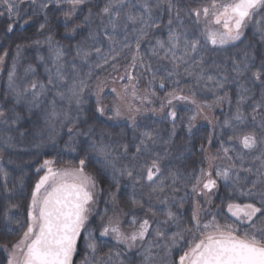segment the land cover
<instances>
[{
    "label": "snow or ice",
    "instance_id": "6c2138e0",
    "mask_svg": "<svg viewBox=\"0 0 264 264\" xmlns=\"http://www.w3.org/2000/svg\"><path fill=\"white\" fill-rule=\"evenodd\" d=\"M88 3L89 0H0V17L7 19V33L13 32L17 26L26 29L29 25L36 24L37 33L43 35L50 24L49 10L53 13L60 11L66 34H75L84 26L91 28L95 22L90 8L80 24L73 23ZM161 12L167 14V24L163 25L167 28V38L156 37L152 44L151 38L155 32L162 30L164 16ZM41 16L42 22L38 20ZM95 18L99 20L97 30L89 31L85 41L75 46L72 70L76 71L75 60L78 58L82 64L90 66L86 75L88 79H92L93 67H110L119 72L121 60H129V63L118 77L119 80H127V83L119 91L111 89L115 93L111 106L106 105L101 96L105 82L97 81L91 118H105L113 122L125 120L135 130L139 127L138 117L150 111L161 120L171 123V132L164 143L172 144L178 119L181 123L184 122L182 117H178L177 111L178 106L183 105L185 111L190 113L186 125L189 135L198 118L202 117L212 124V130L206 137H201L199 146L207 168L201 166L187 176L169 169L165 176L162 165L169 153L161 155L152 152L150 145L157 143L159 135L153 130L142 131L139 143L135 146L133 161L146 156L144 162L119 165L118 158L103 143L106 133L102 131L98 139H91L96 134L95 126H89L85 132H81L76 126L79 115L72 118L68 111L57 110L55 97H59L60 101L67 100L69 108L75 104L78 113H82L83 93L89 88L87 80L78 75L69 80L65 70L64 57L67 53L64 46L51 35L46 36L43 41L33 39L30 45L17 44L16 57L8 72L7 90L4 94L6 103L11 97L12 107L0 105V124H17L21 119L16 111L17 105L23 104L32 113L33 109H38L45 103L44 97L48 92H54L50 111L45 113L46 123L54 128L55 122L64 124L67 121L72 124L68 127L70 140H74L76 136H86L89 139L81 142L86 147L82 148L83 155L76 164L69 162L56 167L55 159L38 162L35 174L39 178L30 190L23 218L18 215L21 205L15 202L8 188L9 174L0 166V176L4 180L0 188L3 200L6 201L0 211V231L6 235L19 232V239L15 242L0 244V252L4 254L0 264H74L82 233L87 235L83 236L84 255L80 264H133L129 255L133 250L139 255L140 264H264V55L257 63L255 56H250L245 48L242 60L230 57L231 70L235 73L233 82L238 84V98L234 115L230 119L226 118L222 124L219 121L213 123L203 114L205 110L225 101L231 106L228 93L218 95L214 91L215 100L209 103L200 99L195 90L201 81L205 82V87H208V82H213L215 89H224L229 79L227 74L221 78L206 75L204 57L201 55L199 60L196 59V55L208 50V45L213 49L238 46L249 28L252 29L253 36L264 44V0H190L183 8L177 7L174 0H105L102 7H98ZM69 24L73 26L69 28ZM129 29L132 39L129 38ZM121 34L122 38L118 39ZM88 41L92 43L88 44ZM104 41H107V51H104ZM145 42L150 44L149 60L153 57L167 60L171 68L157 65L154 69L151 62L146 63L141 54V47ZM41 44L47 45L52 64L51 68L45 64L47 83L38 80L18 83L16 63L23 48H39ZM7 54L5 51L4 55H0V64L4 63ZM93 56L96 57L94 65L90 63ZM38 60L45 63L43 56H38ZM182 66L185 74L194 76L196 83L193 88H188L186 92L187 86L182 87L180 79H173L171 82L174 86L171 90L166 91L163 97L157 96L152 86L158 74L164 73L159 75V88L164 89L166 81L181 75L179 69ZM194 67L200 69L199 73H193ZM25 73L35 74V69L29 65ZM145 73H150L151 76L148 88L140 94V77ZM246 75L248 84L252 87L239 83ZM116 79L113 78V83H116ZM256 85H259L260 90L258 100L253 90ZM248 101L252 102L251 130H246L248 117L242 111V106ZM157 102L158 107H145V103ZM258 116V126L261 129L259 136L255 130ZM217 125L221 130L231 131L227 141L222 139L223 131L220 137H216ZM214 138L219 142L216 152L211 151ZM11 139L9 136L3 140L0 152L14 147L10 143ZM232 141L235 144H231ZM123 147L126 156L128 146ZM66 148L70 152L77 151L74 142L67 144ZM91 154L95 155L96 174L86 171L93 163ZM247 157H251L250 162ZM2 159L0 155V160ZM218 161H226V164L221 165ZM97 174H110L116 192L120 190L121 178L127 176L133 189L130 204L141 209L145 205L136 198V188L147 186L151 190L148 194L147 212L151 213L153 220L138 219L133 214L129 230L122 227L120 212L123 209H120L116 192H107L113 214L100 217L99 237L114 241L111 247H108L107 240L98 239L93 230L87 227L98 198L105 191L98 186ZM168 179L171 180L174 193L181 191L176 185L182 182L184 195L179 198L175 195L170 198L156 197V203L163 205L156 208L152 203L153 194L163 192ZM220 181L223 182L225 194L221 197L220 204L215 206V211H209L204 205L213 204V197L220 192ZM189 200L192 204L191 216L185 224L181 220L183 213L179 210ZM174 208L177 210L174 211ZM105 212L107 213V209ZM160 214L165 217L162 221L158 219ZM221 215L225 216V223H220L217 219ZM206 216L211 218L205 219ZM153 223L156 225L154 228ZM169 225L177 229L171 235L168 234ZM181 242L186 247L182 248ZM105 247H108L107 252L102 251ZM174 252L176 255H173Z\"/></svg>",
    "mask_w": 264,
    "mask_h": 264
},
{
    "label": "trees",
    "instance_id": "16d2710c",
    "mask_svg": "<svg viewBox=\"0 0 264 264\" xmlns=\"http://www.w3.org/2000/svg\"><path fill=\"white\" fill-rule=\"evenodd\" d=\"M104 2L105 0H89V3L82 8L73 23L80 24L84 17L88 15L90 8L95 22L91 25V28L84 26L75 34H66L63 24L62 12L60 11L53 13L51 10H49L50 24L49 28L45 30L43 35H39L37 33L36 24L29 25L26 29L17 26L13 32L7 33V19L0 17V55H4L5 51L8 53L5 57L4 63L0 64L2 65L0 76V105L4 106L5 108L12 107L11 97H9L8 102L6 103L4 100V94L7 90L8 72L11 70L14 58L16 57V45H30L33 39L38 38L43 41L46 36L51 35L56 41L63 45L66 50L67 54L64 57V60L65 70L68 74L69 80L73 76L78 75L79 78L87 80L89 85V88H86L83 93L84 103L81 105L83 108L82 113H78L75 104L69 108L67 100L60 101L59 97H55L57 101V110L68 111L70 117L72 118H75L77 115H79L76 126L81 132H85L89 126H95L96 134L95 136L91 137V139H98L102 131L106 133L103 138V143L107 145L109 150L112 151L113 155L118 158L119 165H129L130 162H144V160L147 158L146 156H141L136 161H133L135 146L139 143V138L142 131L153 130L159 135L157 137V143L155 145H150L152 152L159 153L161 155H165L166 152L169 153L162 165L165 176L168 175L169 169L179 172L182 176H187V174L193 172L199 167H204L206 162L203 161V153L199 151V146L201 143V137H206L207 134L212 130V126L207 124H195V127L192 129V132L189 135L186 125L187 116L190 115V113L185 111L183 105L178 106L177 111L178 117H182L184 122L181 123L180 119H178L176 136L174 137L172 144L164 143V141L168 139L172 125L167 120H161L160 117H155L152 115L140 117L138 119L139 127L135 130L129 126L128 122H113L99 117H97V119L91 118V112L95 107L96 97L94 92L97 81H104L106 79L113 80V78H117L119 75L123 74L124 67L129 63V60H121L119 72L113 71V69L110 67H106L104 69H96L93 67L92 79H88L86 75L90 70V66L82 64L78 58L75 60V64L77 65L76 71L74 72L72 70L71 64L75 54V46L77 43H83L85 41L89 31L97 30L99 20L95 18V13L98 11V7H102ZM137 2H139V0H137ZM174 2L176 3L177 7L183 8L185 5L190 3V0H174ZM66 7L67 6H65V8ZM161 15L164 16L162 30L155 32L154 37L151 38L152 44H154L156 37L162 39L167 38V28L163 27V25L167 24V14L161 12ZM38 20L42 22L43 16L39 17ZM72 26V24H69V28ZM119 38H122V34L120 37H118V39ZM129 38L132 39L131 29H129ZM87 43L91 44L92 42L88 41ZM149 48L150 44L148 42L142 44L141 54L144 55L146 63L151 62L154 69L157 67V65H164L168 68H171V64L167 60H162L158 57H153L151 60H149ZM207 48L208 50L196 55V59L199 60L201 55L204 57L203 67L205 69L206 75H212L217 78H221L224 74L228 75L229 79L225 84L223 95L225 92H227L228 96L231 98V106L228 103L226 104V110L230 113L231 111H235L236 101L238 98V84L233 82L235 73L231 70L232 60L230 57H234L238 61L242 60L243 52L245 48H247L250 56H255L256 62L259 63L261 56L264 55V44H261L258 37L253 36V32L251 30H247L242 42H238V46H228L226 49H213L211 45H208ZM104 51H107V41H104ZM162 55L163 52H161V56ZM38 56L45 57L44 64L38 60ZM49 57L50 54L47 45L41 44L39 48L35 46L24 47L22 54L16 63V74L18 78L17 82L20 84H25L31 80H38L46 84L47 73L45 72V64H47L49 68L52 67ZM95 62L96 57L93 56L90 63L94 65ZM29 65H32V67L35 69V74L28 73L26 75L25 70ZM217 65L220 67L218 68ZM179 71L181 75L172 77L166 81V86L164 89L159 88V75H163L164 73L161 72L158 74V78L152 86V89L156 91L157 96L163 97L166 91L171 90V88L174 86L171 82L173 79H180L181 86H187L186 92L188 88H193L196 83L194 76L185 74L183 66L179 69ZM192 71L193 73H199L200 69L194 67ZM150 76V73H145L140 77V83L148 85ZM120 82L126 83L127 80H120ZM239 83L248 84L247 75L241 78ZM248 86L252 87L251 84H248ZM212 87H214L213 82H208V87H205V82L201 81L200 85L195 87V90L197 91V95L200 99L211 102L214 100L212 93L215 91ZM253 90L255 92V98L258 100L260 91L259 85H256ZM53 98L54 92H48L46 97H44L45 103L42 104L40 108L33 109L32 113H29L23 104L17 105L16 111L21 116L20 121L17 124H0V148H3V140L9 136L12 138L10 143L14 146L13 148L4 149L2 152H0V155L3 157V159L0 160V166H3V168L9 174L7 181L8 188L11 190L15 202L21 205L18 215H20L22 218L26 214L25 207L28 202L30 190L36 180L39 178L35 174V167L38 165V162H42L44 159H55L57 160L56 167L66 165L69 162L71 164H76L78 162V158L83 155L82 148L86 147V145H83L81 142L89 139L86 136H76L74 140H70L68 127H71L72 124L67 121H65L64 124H61L60 121L55 122L54 128L49 123H46L44 118L45 113L50 111V102ZM113 102L114 98L112 95L106 97L104 100V103L109 106H111ZM251 103V101H248L242 106V111L244 112L245 116L248 117V128L246 130H251L253 127L251 124ZM220 114L221 113H218L217 115ZM86 118L87 122L85 123ZM222 121L223 118L221 119L220 124L223 123ZM258 124L259 116L257 117V125L255 127L256 133L259 136L261 134V129L259 128ZM221 131H223L222 139L227 141L228 137L231 135V131L229 129L221 130L220 126H217L216 137H220ZM53 140L55 143H53ZM70 142L75 143L77 148L76 152H70L66 148V145ZM230 143L235 144V141ZM37 145H39V147H37ZM124 145L128 146V153L126 156L124 155ZM205 147L207 149V144H205ZM218 148L219 142L214 138L211 151L216 152ZM91 159L93 160V163L89 165L86 171L96 174L94 154H91ZM246 159L249 162L251 161V157H247ZM217 163L224 165L226 164V161H218ZM40 174L42 175V173ZM97 180L99 188L104 189L105 191L100 194L98 203L93 209V213L90 216L87 227L90 230H93L94 235L98 237V239L107 240L109 242L108 247H111L115 242L111 241L110 238L99 237V226L101 223V216H111L113 214L110 197L107 195V192H116V187L111 180L110 174H97ZM3 183V177L0 176V185H3ZM219 183L220 192L213 197V204L204 205V208L208 209L209 211H215V206L220 204L221 197H223L225 194L223 182L220 181ZM21 184H23V188H21ZM176 187H180L181 191L174 193L172 191L171 180H166L164 191L153 194L152 203L156 206V208L163 207V205L156 203V197L170 198L175 195L177 198H179L184 195L185 189L183 188V183L178 182ZM188 190L190 191V185ZM150 191V188L147 186L143 188L137 187L135 190V196L137 199L141 200L142 203H144L145 207L141 209L139 207L132 206L130 204V200L133 196L131 181L127 176L121 178L120 190L116 192V197L119 201L120 209H123V211L120 212V219L122 221V227L125 230H129V221L131 220L133 214H135L138 219L148 218L150 221L153 220L151 213L147 212L149 201L148 194ZM5 203L6 201L3 200L2 188H0V211H2ZM106 209L107 213L105 212ZM191 209L192 204L189 200L187 203H185L184 208L179 210V212L183 213L181 220L185 224H187L189 221ZM173 210L176 211L177 209L174 208ZM117 211H119V209ZM210 218V216L205 217V219ZM158 219L162 221L165 219V217L160 214L158 215ZM217 219L220 221V223L226 222L224 215L218 216ZM155 226V223H153L152 227L154 228ZM0 227H2V221H0ZM13 227L15 226L13 225ZM167 227L169 229V235L177 230L176 227L172 225ZM85 235H87V233H82L79 245V253L74 258V264H80V261L84 255L83 236ZM18 238L19 232L15 235H6L3 231H0V244L6 242H15ZM187 238L188 237H186V239ZM108 247L103 248L102 251L107 252ZM181 247H186V244L181 242ZM129 255L132 258L133 264H140V257L139 255L135 254V250H133V253H129ZM173 255H176V252H174Z\"/></svg>",
    "mask_w": 264,
    "mask_h": 264
},
{
    "label": "rangeland",
    "instance_id": "374dc122",
    "mask_svg": "<svg viewBox=\"0 0 264 264\" xmlns=\"http://www.w3.org/2000/svg\"><path fill=\"white\" fill-rule=\"evenodd\" d=\"M247 30H251V31H252V29H250V28L247 29ZM247 30H246V31H247ZM245 33H246V32H245ZM1 71H2V65H0V76H1ZM118 77H119V76H118ZM118 77H117V79H116V83H113V80H111V79H106V80H104L106 86L103 88V91H102V93H101L102 99L105 100L106 97L112 95L113 98H114V100H115V93H113V92L111 91V89H112V88H116V89L119 91V90L123 87V85L127 83V82H126V83H124V82H120V80L118 79ZM146 88H148V85L139 83L140 94H143ZM212 88L215 90V93L218 94V95H223V92H224V90H225V87H224V89H215L214 87H212ZM95 90H96V88H95ZM94 93H95V92H94ZM212 96H213V98H214V100H215V95H214L213 93H212ZM214 100H213V101H214ZM213 101H211V102H209V103H212ZM136 103H139V102L137 101ZM226 104H227V102L225 101V102H223V103H221V104H219V105H216V106L212 107L211 109H207V110H205V112H204L203 115L207 116L210 120L213 121V123H215L216 121H219V122H220L222 118H223V121H224L226 118H229V119H230V118L234 115L235 111H231L230 113L227 112V110H226ZM145 107H147V108L158 107V102H157V103H154V104H147V103H145ZM218 113H221V114H220V115H217ZM149 115L155 116V115H153V114L149 111V112H146V113H144L143 115L139 116L138 119H139L140 117H143V116H149ZM155 117H158V116H155ZM120 121H122V122H127V121H125V120H120ZM223 121H222V122H223ZM195 124H207V125L212 126V124H209L208 120L203 119L202 117H201V118H198V119L195 121ZM217 126H219V125H217ZM217 126H216V127H217ZM57 167H58V166H57ZM204 167L207 168V163L205 164ZM42 174H43V173H42ZM18 239H19V238H18ZM3 257H4V254H3L2 252H0V259H3Z\"/></svg>",
    "mask_w": 264,
    "mask_h": 264
}]
</instances>
